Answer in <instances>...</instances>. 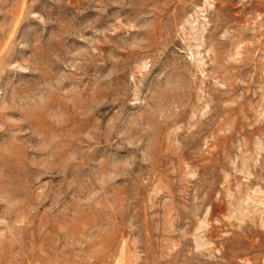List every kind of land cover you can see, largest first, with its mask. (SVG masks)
<instances>
[{"label": "rangeland", "instance_id": "1", "mask_svg": "<svg viewBox=\"0 0 264 264\" xmlns=\"http://www.w3.org/2000/svg\"><path fill=\"white\" fill-rule=\"evenodd\" d=\"M0 264H264V0H0Z\"/></svg>", "mask_w": 264, "mask_h": 264}]
</instances>
